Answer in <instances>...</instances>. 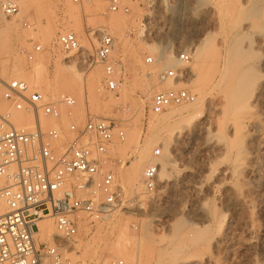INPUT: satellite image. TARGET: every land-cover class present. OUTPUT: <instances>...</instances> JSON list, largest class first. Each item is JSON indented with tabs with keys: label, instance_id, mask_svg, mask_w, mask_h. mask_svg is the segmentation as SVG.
Wrapping results in <instances>:
<instances>
[{
	"label": "rangeland",
	"instance_id": "rangeland-1",
	"mask_svg": "<svg viewBox=\"0 0 264 264\" xmlns=\"http://www.w3.org/2000/svg\"><path fill=\"white\" fill-rule=\"evenodd\" d=\"M125 3L128 12L111 11L110 0H21L12 19L1 15L0 5V76L23 79L57 101L64 94L75 99L73 106L59 103L57 118L41 114L42 126L59 132L57 151L74 139L71 125L82 126L90 116L116 122L124 135L110 154L134 204L85 220L66 256L79 264H264V90L254 97L264 79V0ZM103 29L116 38L121 85L115 92L104 87V66L95 59ZM64 32L77 34L80 50H62L58 36ZM201 41L206 69L195 70ZM153 43L177 62L161 66ZM38 44L42 51L30 59ZM184 49L192 55L189 63L178 60ZM148 56L156 61L148 63ZM174 66L184 76L161 82L160 73ZM172 87L193 90L195 101L150 113L153 94ZM231 99L236 111L226 110ZM0 111H10L16 125L35 122L1 97ZM255 118L263 122L259 131L249 127ZM143 149L150 156L144 161ZM152 161L168 168L148 194L143 175ZM135 165L142 167L138 180L128 177Z\"/></svg>",
	"mask_w": 264,
	"mask_h": 264
},
{
	"label": "built area",
	"instance_id": "built-area-1",
	"mask_svg": "<svg viewBox=\"0 0 264 264\" xmlns=\"http://www.w3.org/2000/svg\"><path fill=\"white\" fill-rule=\"evenodd\" d=\"M76 4L93 0H72ZM2 15L13 18L20 13V0H0ZM111 11H129L125 0H110ZM28 25L27 22L24 23ZM95 59L105 68L104 87L115 92L121 80L116 75L113 54L116 38L108 30L99 33ZM65 52L80 50L75 32L58 36ZM38 44L34 54L42 51ZM181 63L192 61L189 50L178 53ZM148 63L156 60L146 58ZM183 68L171 67L160 73L161 82L182 78ZM0 97L15 109L35 116L33 125H16L10 111H0V264H79L66 256V249L78 241L82 223L110 216L116 210L134 204L119 183L115 160L110 154L117 139L124 137L116 122L89 117L82 126L71 125L75 134L63 150L57 151V128L45 129L41 114L53 118L60 115L59 103L73 106L75 99L67 94L57 101L22 79L0 76ZM196 93L187 87L156 91L149 112L162 114L171 106L193 102ZM161 154L160 149L154 155ZM160 165L152 161L144 170L146 193L158 183ZM53 217L60 235L54 242L42 240L39 222ZM110 264H125L116 259Z\"/></svg>",
	"mask_w": 264,
	"mask_h": 264
},
{
	"label": "bare ground",
	"instance_id": "bare-ground-1",
	"mask_svg": "<svg viewBox=\"0 0 264 264\" xmlns=\"http://www.w3.org/2000/svg\"><path fill=\"white\" fill-rule=\"evenodd\" d=\"M21 1V0H20ZM20 10H21V7H20ZM20 14V13H19ZM18 14V15H19ZM1 15H2V12H1ZM17 15V16H18ZM4 18H8V17H5L4 15H2ZM16 17V16H15ZM14 18V17H13ZM8 19H12V18H8ZM114 20H116V19H114ZM113 20V21H114ZM120 20V19H119ZM115 25H117L116 23H115ZM120 26V25H119ZM49 38V34L47 33L46 34V39H48ZM99 43V42H98ZM149 45V44H148ZM147 45V46H148ZM149 46H151V48L150 49H153L152 51L156 54V59H157V62H159L160 64H161V66H167V65H172V64H175L177 61H176V59H175V57L173 56V54L171 53V52H165V51H160V49H158L157 47V45H154V43H153V45H149ZM97 49V48H96ZM151 51V52H152ZM195 54H196V57H195V60H196V62L194 63L195 64V66H194V69L196 70V68H203V66H204V62H205V53H206V47H205V43H204V41H201L198 45H197V47H196V50H195ZM161 58H163L164 60L162 61L161 60ZM160 67V66H159ZM162 67V68H163ZM205 67V66H204ZM193 68V67H192ZM157 69V68H156ZM204 70L206 69V68H203ZM104 70H105V68H104ZM203 70V71H204ZM194 71V70H193ZM202 71V72H203ZM207 71H209L208 69H207ZM206 71V72H207ZM210 71H211V69H210ZM200 72H201V70H200ZM202 72L200 73V75L202 74ZM205 72V73H206ZM207 73H209V72H207ZM205 75H207V74H203V76H205ZM23 80V79H22ZM173 83V82H172ZM240 84V83H239ZM151 88V87H150ZM53 89V88H52ZM40 90V89H39ZM50 91H53V90H51V89H49ZM263 90H264V79H262L261 81H260V83H258V85L256 86V89L254 90V97L255 98H257L258 99V97L262 94V92H263ZM41 91V90H40ZM239 88H238V84L236 85V90L235 91H233V93H232V97H234V98H236V97H238V93H239ZM43 92V91H42ZM44 93V92H43ZM148 93H150L149 92V89H148V91H147V95H150V94H148ZM46 94V93H45ZM61 94V93H60ZM47 95V94H46ZM47 96H49V95H47ZM50 97V96H49ZM256 99V100H257ZM232 101H234V99H231L229 102H228V105H227V111H229V110H235L236 111V107H234L235 106V104L232 102ZM174 106V105H173ZM170 108V107H169ZM229 109V110H228ZM168 110V109H167ZM15 114V113H14ZM153 114V113H152ZM253 114H255V111H253L252 112V116L251 117H253ZM249 127H251V128H253V129H255L256 131L258 130H260L262 127H263V122H262V120H260V119H258V118H255V119H253L251 122H250V124H249ZM139 157H140V160H142V161H144V160H146L148 157H150L149 156V153L147 152V151H145V149H143V151L142 152H140V155H139ZM139 159V158H138ZM147 163V162H146ZM141 165H135L134 166V168L133 169H131L130 170V172H129V176L128 177H130V179H134V180H138L139 179V177H140V175H141V169H142V167H140ZM168 168V165L166 164V163H162L161 164V167L159 168V172H158V175L160 176V175H162L165 171H166V169ZM136 182V181H135ZM138 182V181H137ZM235 199H237V198H235ZM241 199V198H240ZM236 201H239V200H236ZM49 217H51V216H46V217H44L45 219H43L42 220V222H41V224H39V226L41 225L42 226V229L44 230V232H43V235H42V231H41V228H40V236H41V239H48V238H45V236H47V237H49V239H51V240H49L48 239V241H50V242H54L56 239H57V236L58 235H60L59 234V232L57 231V228H56V224H55V222H54V224L51 222V218L53 219V217H51V218H49ZM48 218V219H47ZM86 220V219H85ZM84 220V221H85ZM88 222H89V220H88ZM40 223V222H39ZM52 235H54L52 238H51V236ZM73 245V244H72ZM71 247V245L66 249V253L68 252V250H69V248ZM74 262V261H73ZM78 263V262H77Z\"/></svg>",
	"mask_w": 264,
	"mask_h": 264
}]
</instances>
